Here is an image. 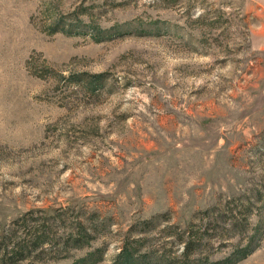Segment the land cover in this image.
<instances>
[{"label": "rangeland", "instance_id": "374dc122", "mask_svg": "<svg viewBox=\"0 0 264 264\" xmlns=\"http://www.w3.org/2000/svg\"><path fill=\"white\" fill-rule=\"evenodd\" d=\"M208 221L193 259L264 264V0H0V264Z\"/></svg>", "mask_w": 264, "mask_h": 264}, {"label": "trees", "instance_id": "16d2710c", "mask_svg": "<svg viewBox=\"0 0 264 264\" xmlns=\"http://www.w3.org/2000/svg\"><path fill=\"white\" fill-rule=\"evenodd\" d=\"M201 214H202V217H206V214L208 215L209 211H203ZM211 217L213 220L212 223L214 224L213 226L215 227L216 221H218V219L221 217H217L216 214L215 215L211 214ZM152 221L153 219L143 221L141 225L144 228L146 226L148 227L152 223ZM210 226H212L210 221H208V223L202 229H194L196 226H194L193 224H190L188 229L180 230L178 231V233H174V241H172V243L181 245V248H182L179 254L173 253L171 252V250L166 251L164 248H162L160 251L155 250V248H153L151 251H149V255L145 254V256H141V255L139 256V254L137 253L138 249H135V248H136V243L141 241V239H136V240L133 239L127 242V244H125L121 248V250L115 257L113 264H146V261H149L150 258L153 256L152 254H154V257H152V260H154L155 262L159 264L163 263L164 261H167V263L169 264H205L204 262L198 259H193L192 257L196 254V250H198L200 246L202 245L201 241L203 240L204 234L208 233V230L212 228ZM231 226L233 228H237L238 224L235 223V224H232ZM42 236H43L42 234L40 235V231H38V235L33 234L30 236V240H35L38 242V244H40L43 238ZM42 242L44 243L46 241H42ZM243 252H244V249H240V250L235 251L233 255L238 256V254L243 253ZM12 253L13 252L10 253L9 255L10 257H12ZM166 256H170L169 258L171 260L166 259ZM212 264H221V263L218 261Z\"/></svg>", "mask_w": 264, "mask_h": 264}]
</instances>
